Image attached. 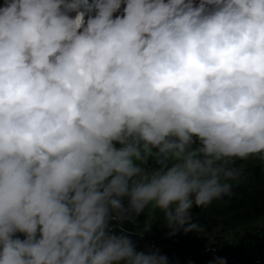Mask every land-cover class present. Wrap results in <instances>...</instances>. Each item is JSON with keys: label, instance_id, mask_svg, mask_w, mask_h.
Segmentation results:
<instances>
[{"label": "clouds", "instance_id": "9594fccd", "mask_svg": "<svg viewBox=\"0 0 264 264\" xmlns=\"http://www.w3.org/2000/svg\"><path fill=\"white\" fill-rule=\"evenodd\" d=\"M252 157L264 0H0V264H167Z\"/></svg>", "mask_w": 264, "mask_h": 264}, {"label": "trees", "instance_id": "16d2710c", "mask_svg": "<svg viewBox=\"0 0 264 264\" xmlns=\"http://www.w3.org/2000/svg\"><path fill=\"white\" fill-rule=\"evenodd\" d=\"M231 167L240 173L233 194L213 201L207 208L193 206L190 210V222L204 226L203 233L180 230L169 236L159 215V220L152 219L155 224L150 232L132 237L137 250L158 248L167 257V264H264V159L236 160ZM138 220L142 222L144 216ZM125 227L131 231L134 226ZM210 236L222 245L223 238H232L222 253L211 255L206 250Z\"/></svg>", "mask_w": 264, "mask_h": 264}, {"label": "rangeland", "instance_id": "374dc122", "mask_svg": "<svg viewBox=\"0 0 264 264\" xmlns=\"http://www.w3.org/2000/svg\"><path fill=\"white\" fill-rule=\"evenodd\" d=\"M159 215H160L159 213H153L152 219L159 220V218L157 217ZM231 238H232L231 236H229L228 238H223L225 244L222 245L220 243L219 244L215 243L214 238L212 236H210V237H208V240H207V242H210V243L207 244L206 250L211 252V255H216V254L222 253L224 251L223 250L224 246L230 244ZM220 247H221V249H220ZM211 248H213V250Z\"/></svg>", "mask_w": 264, "mask_h": 264}]
</instances>
